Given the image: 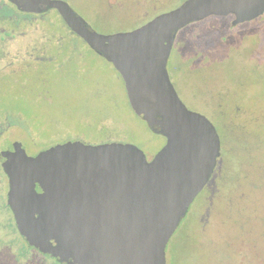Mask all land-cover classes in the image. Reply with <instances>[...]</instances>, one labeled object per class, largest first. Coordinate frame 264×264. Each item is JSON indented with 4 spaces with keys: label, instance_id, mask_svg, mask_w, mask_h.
Listing matches in <instances>:
<instances>
[{
    "label": "rangeland",
    "instance_id": "1",
    "mask_svg": "<svg viewBox=\"0 0 264 264\" xmlns=\"http://www.w3.org/2000/svg\"><path fill=\"white\" fill-rule=\"evenodd\" d=\"M65 1L94 31L105 34L138 27L183 0H150L148 8L136 0H109L123 6L106 0ZM153 5L158 8L152 10ZM7 13L18 18L25 33L9 31L10 24L0 22L6 29H0V149L19 141L28 155H35L67 141L122 142L137 146L151 160L166 140L133 112L113 65L68 33L54 10L31 27L18 12ZM232 19L210 16L182 28L167 62L183 103L214 124L223 168L169 239L168 264H264V13L237 26ZM51 34H62V40ZM63 46L64 53H57ZM233 105L244 113L239 118L230 116ZM243 123L245 129L238 128ZM246 129L251 130L244 138L257 151V166H248L245 154L238 152ZM0 171V264H61L10 230L13 216L1 165ZM201 201L209 211L207 227L198 222Z\"/></svg>",
    "mask_w": 264,
    "mask_h": 264
},
{
    "label": "water",
    "instance_id": "2",
    "mask_svg": "<svg viewBox=\"0 0 264 264\" xmlns=\"http://www.w3.org/2000/svg\"><path fill=\"white\" fill-rule=\"evenodd\" d=\"M24 12L56 9L67 27L110 62L129 105L165 138L148 160L130 143L67 141L28 155L1 152L6 203L29 246L65 264H166L165 248L207 185L220 153L213 123L180 99L167 70L176 33L210 16L232 25L264 13V0H183L130 31L90 29L63 0H10Z\"/></svg>",
    "mask_w": 264,
    "mask_h": 264
},
{
    "label": "flooded vegetation",
    "instance_id": "3",
    "mask_svg": "<svg viewBox=\"0 0 264 264\" xmlns=\"http://www.w3.org/2000/svg\"><path fill=\"white\" fill-rule=\"evenodd\" d=\"M63 1H65V0H63ZM136 1H138L139 2V5L140 6H143V7H146V8H148L150 5L149 4H151L152 3V1H148V0H136ZM144 2H146V4L144 5ZM106 3L108 4V5H113V6H116V5H119V3H115V4H113L112 2H110L109 0H106ZM153 4H154V2H153ZM139 5H137V6H139ZM70 6V5H69ZM119 6H123V4H120ZM71 7V6H70ZM156 8H158V6H152V10H155ZM10 9H12V10H14L15 12H18V15L20 16V17H22V19L21 20H27V21H29L28 23H27V25H29L30 27L31 26H35V24L37 23V22H34V21H44L45 19H44V17H46V15H47V13H48V10H54L55 12H56V14H57V17H58V19L62 22V24L64 25V27H65V29L67 30V32L68 33H70V34H73V35H75L76 37H78L79 38V40H81L82 42H84L88 47H89V45L81 38V37H79L78 35H76L74 32H72L68 27H67V25L65 24V22L63 21V19L61 18V16H60V14L58 13V11L56 10V9H46L45 11H43V12H41V13H32V12H24V11H21L20 9H18L10 0H4L3 2H1L0 3V22H7V23H9L10 24V28L11 29H8V28H6L7 30H9V31H11V30H16V29H20V33H19V35H23L24 33L22 32V28H21V24L22 23H20V22H17V20H18V18H15L14 16H13V14L12 13H7V11H10ZM169 11V10H168ZM164 12H166V11H164ZM163 13V12H162ZM77 14V13H76ZM159 14H161V13H157V14H155V15H153L149 20H151V19H153L155 16H157V15H159ZM78 15V14H77ZM80 16V15H79ZM83 18V17H82ZM233 18V17H232ZM84 19V18H83ZM85 20V19H84ZM148 20V21H149ZM233 20V19H232ZM148 21H146V22H148ZM145 22V23H146ZM87 23V22H86ZM145 23H143V24H145ZM143 24H141V25H143ZM88 25V24H87ZM141 25H139V26H141ZM238 24H236V25H233V26H237ZM138 26V27H139ZM88 27L90 28V29H92L89 25H88ZM135 28H137V27H134V28H132V29H135ZM0 29H2V30H6L4 27H2L1 25H0ZM132 29H130V30H132ZM93 30V29H92ZM130 30H126V31H130ZM117 32H124V31H117ZM113 33H115V32H113ZM104 34V33H103ZM105 34H110V33H105ZM51 36H59V38H57L58 40H62L61 39V36H62V34H51ZM256 37H259V36H256ZM8 38V37H7ZM11 39H13V38H11ZM15 39V38H14ZM53 39V38H52ZM56 39V40H57ZM7 40H9V38L7 39ZM2 41V40H1ZM4 42V41H3ZM61 43V42H60ZM64 45V44H63ZM37 47V46H36ZM36 47H34L33 49H38V48H36ZM64 46H63V48L61 49L60 47H59V50H57V53H64ZM90 48V47H89ZM41 50H43V48H40ZM91 49V48H90ZM39 50V49H38ZM185 57H186V55H184ZM104 58V57H103ZM194 70L196 71H194L195 73H199L200 72V70L198 69V67H197V65L196 66H194ZM173 84V83H172ZM174 86V85H173ZM174 88H175V86H174ZM176 90V89H175ZM177 91V90H176ZM177 94H178V92H177ZM237 107L238 106H234L233 105V107H232V109L231 108H229L230 110H231V112H230V116L231 115H233V118H239L242 114H244V113H241L239 110H237ZM210 108H211V110L212 111H210V112H213V114H215L216 113V111L214 110L215 108H216V106H214L213 104L210 106ZM190 109V108H189ZM190 110H193V111H196V112H199V113H201V114H203L202 112H200L199 110H197V109H190ZM204 115V114H203ZM139 116V115H138ZM205 116V115H204ZM141 117V116H140ZM208 118V117H207ZM232 118V119H233ZM209 119V118H208ZM229 119H230V117H229ZM232 121V120H231ZM233 122V121H232ZM146 123V122H145ZM232 124V123H231ZM214 125V124H213ZM240 127H242L243 129H245V125H244V123L243 124H238V128H240ZM249 131H251L250 129L249 130H244L243 131V134L242 135H240L241 137L239 138L240 139V141L242 142V146H241V149L242 150H239L238 152H239V154L240 153H243V154H245V158L247 159V163H248V166H251V165H258V164H260V163H263L264 161H260V163H259V161H258V159L255 157V154L257 153V151L256 150H252V147L250 148L249 147V143H247V140L244 138V135L245 134H248L249 133ZM220 139V138H219ZM222 145H221V143H220V153H219V156H218V158H217V162H216V166H215V168H214V170H213V172H212V174H211V176H210V179H209V181H208V183L207 184H209V182H210V180L213 178V176L215 177V175L217 176V175H219L220 176V174H221V172H222V166H221V158H222ZM242 151V152H241ZM254 158H256V160H254ZM260 159V158H259ZM222 168V169H221ZM237 174H239V170L236 172ZM257 173V172H256ZM218 176V177H219ZM247 176H248V173H247V175L245 176V179L247 178ZM233 179H236V178H233ZM207 186V185H206ZM205 186V187H206ZM204 187V188H205ZM204 190V189H203ZM203 190L201 191V192H203ZM201 203V206H202V210H203V218L202 219H200V217H198V222L200 223V226H205V227H207V221H206V218L208 217V215H207V213H209V211H207L208 209L206 208V206H207V204H206V202L205 201H201L200 202ZM7 204V203H6ZM8 206V205H7ZM10 209V208H9ZM187 213V212H186ZM185 216V215H184ZM182 219H183V217H182ZM181 219V220H182ZM181 222V221H180ZM180 224V223H179ZM179 226V225H178ZM176 230V229H175ZM175 232V231H174ZM19 234V233H18ZM173 235V234H172ZM171 235V236H172ZM171 238V237H170ZM24 240V239H23ZM24 242L26 243V241L24 240ZM169 242V241H168ZM27 244V243H26ZM168 244V243H167ZM28 245V244H27ZM29 246V245H28ZM29 247H32V246H29ZM32 248H34V247H32ZM35 249V248H34ZM37 250V249H36ZM165 250H166V252H165V257H166V264H168V259H169V254H168V256H167V245H166V248H165ZM38 251V250H37ZM40 252V251H39ZM51 256V255H50ZM54 258V257H53ZM55 260H57L58 262H60L57 258H54ZM61 263V262H60ZM61 264H65V263H61Z\"/></svg>",
    "mask_w": 264,
    "mask_h": 264
},
{
    "label": "trees",
    "instance_id": "4",
    "mask_svg": "<svg viewBox=\"0 0 264 264\" xmlns=\"http://www.w3.org/2000/svg\"><path fill=\"white\" fill-rule=\"evenodd\" d=\"M8 149H11V148H8ZM4 150H7V149H0V160L2 159L1 152L4 151ZM0 172H1V171H0ZM1 173H2V172H1ZM7 209L9 210V212H10V216H11V210L9 209L8 206H7ZM10 230L14 233V235H15L16 237L19 236L21 239H23V238L18 234L17 229H16V227H15V225H14V220H13L12 217H10Z\"/></svg>",
    "mask_w": 264,
    "mask_h": 264
}]
</instances>
